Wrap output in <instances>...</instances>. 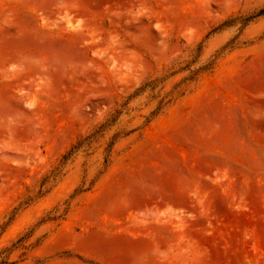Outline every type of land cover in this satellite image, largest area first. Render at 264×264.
Segmentation results:
<instances>
[{
    "label": "rangeland",
    "instance_id": "1",
    "mask_svg": "<svg viewBox=\"0 0 264 264\" xmlns=\"http://www.w3.org/2000/svg\"><path fill=\"white\" fill-rule=\"evenodd\" d=\"M0 264H264V0H0Z\"/></svg>",
    "mask_w": 264,
    "mask_h": 264
}]
</instances>
